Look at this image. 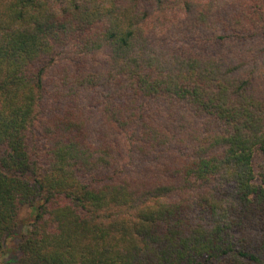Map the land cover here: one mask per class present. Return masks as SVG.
<instances>
[{
  "label": "trees",
  "instance_id": "16d2710c",
  "mask_svg": "<svg viewBox=\"0 0 264 264\" xmlns=\"http://www.w3.org/2000/svg\"><path fill=\"white\" fill-rule=\"evenodd\" d=\"M261 72L264 0H0V257L264 264Z\"/></svg>",
  "mask_w": 264,
  "mask_h": 264
},
{
  "label": "rangeland",
  "instance_id": "374dc122",
  "mask_svg": "<svg viewBox=\"0 0 264 264\" xmlns=\"http://www.w3.org/2000/svg\"><path fill=\"white\" fill-rule=\"evenodd\" d=\"M260 71V70H259ZM258 71V73H259ZM262 71V70H261ZM263 72V71H262ZM261 72V73H262ZM264 76V74L262 73ZM256 84H264V81L259 80V83ZM33 218V210L31 207H23L20 211L19 219H20V227L14 232L12 236L7 238L5 244V252L0 257V264H14L17 258V250L16 244L20 237V235L27 231L29 228L30 222Z\"/></svg>",
  "mask_w": 264,
  "mask_h": 264
}]
</instances>
